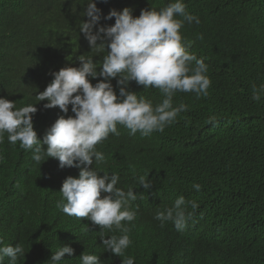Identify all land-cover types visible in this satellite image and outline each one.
<instances>
[{
    "label": "trees",
    "instance_id": "obj_1",
    "mask_svg": "<svg viewBox=\"0 0 264 264\" xmlns=\"http://www.w3.org/2000/svg\"><path fill=\"white\" fill-rule=\"evenodd\" d=\"M174 0H97V5L122 11L128 7L138 17L144 9L159 11ZM88 0H0V98L16 107L35 105L22 95L39 88L41 79L67 66H79L80 55L98 65L106 52H95L80 33ZM188 12L200 23L185 24L184 37L193 41L191 51L204 58L211 79L209 95L178 92L173 104L188 105V111L163 133L135 136L118 125L119 136L110 134L102 145L106 162L94 163L101 175L116 173L117 185L140 193L138 178L147 176L168 194H183L198 203L193 220L195 236L177 232L156 220L157 198H138L133 206L148 207L147 218L159 232L149 234L138 219L131 227L132 245L123 257L106 252L101 228L86 218L66 215L57 202L69 176L80 169H58L59 161L48 158L37 163L31 150L0 143V238L3 245H21L25 256L17 264H51L53 252L63 245L75 250L62 264H81L86 252L100 257L102 264H264V98L253 101L252 86L264 84V0H184ZM108 13L103 14L107 16ZM102 25H114L102 19ZM203 39H198L199 35ZM97 80H92L95 84ZM52 81V80H51ZM50 81V83H51ZM116 86V80L112 81ZM130 90L162 102L156 88L143 89L135 81ZM119 94V89H116ZM44 101L34 115V128L43 139L59 116L56 108L45 109ZM68 115H74L69 106ZM47 146H45L46 148ZM200 184L196 191L193 184ZM156 190H153L154 192ZM146 221V219H145ZM89 228L90 231H85ZM147 228V227H146ZM210 231L211 236L204 233ZM120 235L105 231L104 236ZM218 243L203 250L200 242ZM4 264H9L5 257Z\"/></svg>",
    "mask_w": 264,
    "mask_h": 264
},
{
    "label": "clouds",
    "instance_id": "obj_2",
    "mask_svg": "<svg viewBox=\"0 0 264 264\" xmlns=\"http://www.w3.org/2000/svg\"><path fill=\"white\" fill-rule=\"evenodd\" d=\"M186 9L190 10L184 0H174L159 11L144 9L136 17L131 8L112 9L108 13L107 9L97 5V0H88L84 11L88 20L81 23L80 33L92 51L106 52L102 62L98 65L93 58L80 55L77 58L79 66L55 69L49 76H44L39 88L22 95L25 101L37 98V107L17 108L15 102L0 98V143L4 142L7 133L8 142L12 145L19 142L22 149L31 150L37 163L55 158L61 169H80L78 178L69 176L63 182L60 193L66 203L58 201L56 206L68 216L86 218L99 225L104 249L119 257H123L132 245L130 225L134 227L138 219L145 224L147 233L159 232V227L150 226L147 218L146 221L140 218L141 212L148 207L143 203L145 197L154 200L156 196L160 210L154 218L161 227L167 223L166 226L177 232L186 231L193 236L197 233L191 220L199 206L196 201L178 193L168 194L163 200L160 189L164 187L153 184L149 174L138 178V188L142 187L140 193L131 187L125 191L117 186L120 183L118 174L101 175L94 167V163L106 162L104 153L97 146L102 145L110 134L119 136L118 125L128 129L132 136L137 132L143 137L154 132L163 133L166 127L177 122L180 113L188 111V105L182 102L174 106L173 97L178 92L193 93L197 99L209 95L212 83L207 76L209 66L204 58H197L191 51L193 41L184 37L181 31L185 24L201 21ZM105 13L108 15L104 16ZM113 18L114 25L100 23L102 19L110 21ZM197 38L202 40L203 35ZM98 78L102 79L93 84L92 80ZM132 81L145 90L158 89L163 96L162 102L154 105L151 100L138 96L130 90ZM262 98L264 84L253 85L251 99L260 102ZM44 101H47L45 109L58 107L64 115L59 116L41 139L33 118ZM70 105L74 115H68ZM192 187L201 190L198 183ZM138 198H143L142 207L132 204ZM105 231L120 235L106 237ZM204 234L212 235L207 230ZM199 244L203 250L218 247H208L218 244L215 242L206 245L201 241ZM0 245H3L2 238ZM66 255H75L70 245H63L53 252L51 264H62ZM23 256L25 251L21 245L0 246V264H4L5 257L9 258V264H17ZM80 261L81 264H102L99 256L86 252L80 256ZM123 264H135V258L123 259Z\"/></svg>",
    "mask_w": 264,
    "mask_h": 264
},
{
    "label": "bare ground",
    "instance_id": "obj_3",
    "mask_svg": "<svg viewBox=\"0 0 264 264\" xmlns=\"http://www.w3.org/2000/svg\"><path fill=\"white\" fill-rule=\"evenodd\" d=\"M55 160H57V159H55ZM58 163H59V162H58ZM58 169H59V170H61V168H60V167H58Z\"/></svg>",
    "mask_w": 264,
    "mask_h": 264
}]
</instances>
